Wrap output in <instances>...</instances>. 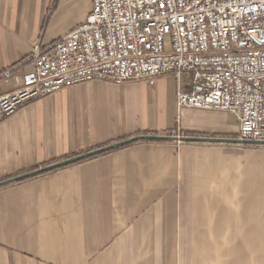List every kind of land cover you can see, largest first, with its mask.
I'll return each instance as SVG.
<instances>
[{"label":"crops","instance_id":"0c3cea01","mask_svg":"<svg viewBox=\"0 0 264 264\" xmlns=\"http://www.w3.org/2000/svg\"><path fill=\"white\" fill-rule=\"evenodd\" d=\"M91 7L0 0V73L17 68L0 96ZM177 89L172 76L94 81L25 104L0 120V181L176 128L237 139L231 114L179 111ZM0 264H264V145L140 141L1 187Z\"/></svg>","mask_w":264,"mask_h":264},{"label":"built area","instance_id":"2783aa9c","mask_svg":"<svg viewBox=\"0 0 264 264\" xmlns=\"http://www.w3.org/2000/svg\"><path fill=\"white\" fill-rule=\"evenodd\" d=\"M31 62L20 86L0 96V120L77 84L172 76L179 111L231 114L238 140L264 142V0H92L86 19L36 46Z\"/></svg>","mask_w":264,"mask_h":264},{"label":"water","instance_id":"95a60500","mask_svg":"<svg viewBox=\"0 0 264 264\" xmlns=\"http://www.w3.org/2000/svg\"><path fill=\"white\" fill-rule=\"evenodd\" d=\"M140 141H160V142H186V143H216V144H252V145H264V142H255V141H243L238 139H228V138H210V137H190V136H181V137H174V136H160V135H140L131 137L120 142L98 148L96 150H92L89 152H85L83 154L77 155L75 157L68 158L66 160L56 162L32 171H28L17 175L15 177H11L5 180L0 181V188L5 187L14 183H19L24 180H28L47 172H51L68 165L86 160L91 157H95L106 152L112 151L114 149L124 147L136 142Z\"/></svg>","mask_w":264,"mask_h":264},{"label":"rangeland","instance_id":"374dc122","mask_svg":"<svg viewBox=\"0 0 264 264\" xmlns=\"http://www.w3.org/2000/svg\"><path fill=\"white\" fill-rule=\"evenodd\" d=\"M165 47H166V49L168 50L169 49V42L168 41H166V43H165ZM230 125H237V119H236V117L235 116H233V115H230V119H229V122H228ZM181 132H180V137H181ZM168 136V135H167ZM184 136V135H183ZM44 167V166H43Z\"/></svg>","mask_w":264,"mask_h":264},{"label":"trees","instance_id":"16d2710c","mask_svg":"<svg viewBox=\"0 0 264 264\" xmlns=\"http://www.w3.org/2000/svg\"><path fill=\"white\" fill-rule=\"evenodd\" d=\"M121 140H122V139H119L118 141H121ZM50 164H52V163H49V164H46V165H50ZM46 165H45V166H46ZM35 169H38V168L36 167V168H33L32 170H35ZM32 170H31V171H32Z\"/></svg>","mask_w":264,"mask_h":264}]
</instances>
